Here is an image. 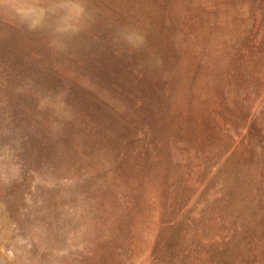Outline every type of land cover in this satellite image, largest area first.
<instances>
[{
    "label": "rangeland",
    "instance_id": "1",
    "mask_svg": "<svg viewBox=\"0 0 264 264\" xmlns=\"http://www.w3.org/2000/svg\"><path fill=\"white\" fill-rule=\"evenodd\" d=\"M0 264H264V0H0Z\"/></svg>",
    "mask_w": 264,
    "mask_h": 264
},
{
    "label": "clouds",
    "instance_id": "2",
    "mask_svg": "<svg viewBox=\"0 0 264 264\" xmlns=\"http://www.w3.org/2000/svg\"><path fill=\"white\" fill-rule=\"evenodd\" d=\"M125 39H127L129 42H131L132 37L128 36V37H125ZM136 39L139 41V44L142 45L144 43V38L143 37H136Z\"/></svg>",
    "mask_w": 264,
    "mask_h": 264
}]
</instances>
